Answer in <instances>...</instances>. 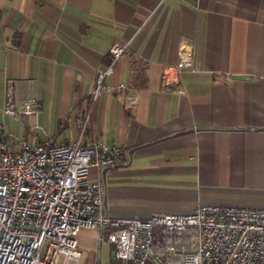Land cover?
Here are the masks:
<instances>
[{"label": "crops", "instance_id": "crops-1", "mask_svg": "<svg viewBox=\"0 0 264 264\" xmlns=\"http://www.w3.org/2000/svg\"><path fill=\"white\" fill-rule=\"evenodd\" d=\"M0 9V135L66 142L88 117L86 142L127 151L90 170L113 217L264 207V0H0ZM182 39L194 41V64L166 85ZM115 42L130 49L94 98ZM10 81L16 106L34 97L39 114L3 113Z\"/></svg>", "mask_w": 264, "mask_h": 264}, {"label": "built area", "instance_id": "built-area-1", "mask_svg": "<svg viewBox=\"0 0 264 264\" xmlns=\"http://www.w3.org/2000/svg\"><path fill=\"white\" fill-rule=\"evenodd\" d=\"M130 49L115 42L108 65L99 72L93 97ZM194 64V41L182 39L178 61L167 66L163 82ZM125 86L121 84L118 89ZM9 82L3 113L37 115L42 103L14 96ZM76 138H46L32 144L0 135V264H80L78 234L98 229L124 264H264V207L204 204L185 213L145 218L107 214L104 189L90 178L92 167H111L127 158L123 146L86 142L88 117H78Z\"/></svg>", "mask_w": 264, "mask_h": 264}, {"label": "rangeland", "instance_id": "rangeland-1", "mask_svg": "<svg viewBox=\"0 0 264 264\" xmlns=\"http://www.w3.org/2000/svg\"><path fill=\"white\" fill-rule=\"evenodd\" d=\"M82 252L80 264H97L100 254V264H109L112 260V246L106 239H100L98 229H82L78 235Z\"/></svg>", "mask_w": 264, "mask_h": 264}, {"label": "trees", "instance_id": "trees-1", "mask_svg": "<svg viewBox=\"0 0 264 264\" xmlns=\"http://www.w3.org/2000/svg\"><path fill=\"white\" fill-rule=\"evenodd\" d=\"M1 18H2V11H1V9H0V19H1ZM133 64H134V62H133ZM133 68H134V65H133ZM91 101H92V99L89 98V100H88V106L90 105ZM109 264H124V263H122V262H120V261H117V260H115L114 258H112V260L110 261Z\"/></svg>", "mask_w": 264, "mask_h": 264}, {"label": "water", "instance_id": "water-1", "mask_svg": "<svg viewBox=\"0 0 264 264\" xmlns=\"http://www.w3.org/2000/svg\"><path fill=\"white\" fill-rule=\"evenodd\" d=\"M100 254H98L97 264H100Z\"/></svg>", "mask_w": 264, "mask_h": 264}]
</instances>
